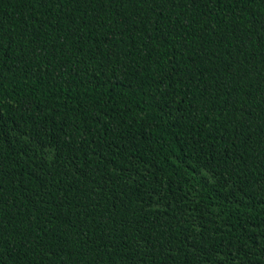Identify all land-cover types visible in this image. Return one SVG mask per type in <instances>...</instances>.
Masks as SVG:
<instances>
[{
  "label": "trees",
  "instance_id": "obj_1",
  "mask_svg": "<svg viewBox=\"0 0 264 264\" xmlns=\"http://www.w3.org/2000/svg\"><path fill=\"white\" fill-rule=\"evenodd\" d=\"M2 264H264V0H0Z\"/></svg>",
  "mask_w": 264,
  "mask_h": 264
},
{
  "label": "snow or ice",
  "instance_id": "obj_2",
  "mask_svg": "<svg viewBox=\"0 0 264 264\" xmlns=\"http://www.w3.org/2000/svg\"><path fill=\"white\" fill-rule=\"evenodd\" d=\"M0 264H2V262H0Z\"/></svg>",
  "mask_w": 264,
  "mask_h": 264
}]
</instances>
